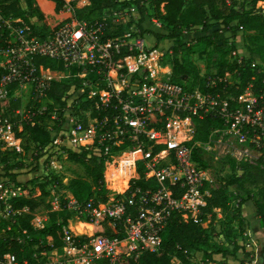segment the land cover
<instances>
[{"label":"built area","instance_id":"obj_1","mask_svg":"<svg viewBox=\"0 0 264 264\" xmlns=\"http://www.w3.org/2000/svg\"><path fill=\"white\" fill-rule=\"evenodd\" d=\"M77 1L63 0L60 12L70 13L72 18L45 37L33 34L30 25L20 18L5 17L0 7V34L5 32L0 44V101L8 98L9 84L29 86L31 103L25 110L19 107L14 110L22 122H28L33 115L48 110V105L43 103H52L46 94L50 78L44 74L50 69L36 67L33 56L40 54L61 61L66 68L79 67L76 73L79 86L75 88L72 84L63 93L61 100L66 104L61 109L70 110L74 106L71 100L77 104L76 98L82 95V100H94L97 110H110L111 117L105 116L97 123L88 118L86 126L77 119L65 134L72 139L75 148L89 145L101 152L104 159L113 147L124 143L125 147H136L141 161L140 177L149 184L144 188L135 185L121 196L105 200L90 197L79 201L70 193L64 194V207L77 221L91 224L92 233H74L68 227L70 216L62 226L60 247L33 251L31 260L23 258L21 264H139L144 251L159 248L160 231L171 214L200 222L198 214L209 194L210 179L194 161L193 151L200 143H189L195 131L194 125L193 128L190 125L192 119L213 117L224 131L261 151L264 148V88L257 95L246 87L232 104L227 99L231 95L227 89L230 81L227 71L200 74L203 81L195 80L190 86L186 85V80L180 84L154 78L144 64L152 58L145 52L140 54L143 49L136 48L133 35L123 31L114 38L102 39L101 24L88 26L74 17ZM127 12L133 14L136 9L128 7ZM112 13L113 20L124 19L122 12ZM124 47L128 51L137 49L138 54L120 55ZM236 51L232 50L231 54L236 55ZM242 57L238 55L237 61ZM80 89V94L68 101L67 98ZM52 111L48 110L50 117ZM4 121L0 124V135L15 137ZM97 126L101 130L98 131ZM180 131L184 138L176 140L174 135ZM54 143L57 144L58 139H54ZM7 144L19 151L16 143L7 141ZM156 146L159 148L154 150ZM174 190L178 195H174ZM21 193L13 184L0 182L3 204L0 218L6 217L8 212L12 215L19 212L10 208L8 199ZM59 203L60 197H54L52 208L58 209ZM104 221L110 223L115 234L100 233ZM0 264L18 263L14 253H5ZM190 264L220 263L201 259L191 260ZM244 264H255V261L248 260Z\"/></svg>","mask_w":264,"mask_h":264},{"label":"trees","instance_id":"obj_2","mask_svg":"<svg viewBox=\"0 0 264 264\" xmlns=\"http://www.w3.org/2000/svg\"><path fill=\"white\" fill-rule=\"evenodd\" d=\"M26 5H31V0H25ZM36 1V18L41 21L40 28H35L33 25L32 33L45 37L53 33L62 23L72 18L70 13H61L63 0H49L48 11H42L39 3ZM257 1L250 0L249 7L243 5L240 0H88L84 6L74 9V17L77 20L83 21L86 25L101 24V38H114L123 33L125 23L118 19L113 20L112 12L135 7L138 18L137 27L140 33H150L148 29L141 26V22L149 8L154 11V15L160 21V24L165 29L169 30L166 35L157 34V38L173 37L176 40V45L171 47V74L170 80L175 83H183L186 80V85L190 86L195 80L203 81V77L198 72L197 65L188 59L190 53L195 52L194 45L185 44L179 35L181 30L192 32L196 27L206 31L212 29V37L204 35L197 37L195 42L198 45H203L201 52H205L206 48L211 46L212 49H218L219 55L216 59L217 72L224 73L232 71V76L237 78V82L228 81V91L231 93L227 96L229 103L234 104L238 95L247 86L255 94L264 88V12L257 6ZM0 7L5 17L20 18L28 22L25 11L21 8L19 0H0ZM111 13L110 16L103 19L104 14ZM33 15L32 11H29ZM29 14V15H30ZM214 26H219L214 28ZM241 30L246 34L248 46L239 45L236 55L230 53L231 50H236V45L229 44L224 32L228 31L231 37H236V33ZM0 34V44L3 42ZM217 41H221L217 45ZM181 49L184 53L178 57ZM244 49L255 53L262 65L259 68H252L247 59L242 57L238 62V55ZM138 54L137 49L127 50L122 48L120 55ZM33 63L36 67L42 66L44 69L50 70H67L69 72V83L48 81L46 94L52 103H58L60 107L65 106L66 102L61 100V96L65 93L70 85L78 88L80 79L76 73L80 71L77 66L69 68L64 67L61 61L51 59L44 55H34ZM205 74V73H204ZM17 87L16 83H11L7 86L9 89L8 98L0 101L1 123H5V118L8 114H13L14 110L19 107V99L11 96V91ZM82 95L76 98L73 109L77 112L79 120L83 126L87 125L88 118L94 123H97L105 116L111 117V111L108 109L97 110L94 107V100L90 98L82 100ZM79 105V107H76ZM53 107V104H48V110ZM48 110L42 114H35L28 122H22L20 131L13 127L15 136L21 139V151L15 148L9 151H0V182L11 183L22 192L19 195L12 196L8 199L11 209L19 212L0 219V260L3 259L5 253H14L17 263L21 264L23 258L31 260L33 251H49L53 248L62 245L61 235L62 226L67 223V219L71 213L64 207L63 195H60V203L58 209H53L50 202L46 199L49 192L46 189L48 182H56L63 189H67L75 199L85 201L90 197L95 199L105 200L107 198V189L103 172L105 169L104 156L101 152L94 151L89 145H77L76 148L66 149L54 143V138L51 135L47 126V119L50 115ZM88 112L87 115L83 112ZM218 122L217 119L214 120ZM211 117L205 116L197 118L195 121V131L189 141L190 144L206 143L209 136ZM97 130H101L97 126ZM96 139H94L95 142ZM126 143L113 147V151L125 148ZM65 148L67 158L78 163L82 169V175H76L69 179L65 185L61 182V177L51 175L49 180L37 183L39 194H32V188L27 184L18 181L17 173L14 168L23 166L19 160L25 156L28 150L33 151V158L37 161L45 154H50L52 150ZM156 146L154 150H157ZM198 148V147H196ZM10 158H15L17 161L14 166L9 163ZM235 170H240V173L233 174L230 179L219 187H209V194L205 197V204L199 210L198 218L200 222L208 221L217 222V212L220 213L222 221L227 227L226 235L232 238V254H236L239 249H243L236 241V235L233 233V221L235 217H239V225L244 221L242 215V206L246 201L251 202L255 210L254 214L260 220V224L264 225V164H252L241 160L233 163ZM140 175L141 169L137 171ZM130 181L127 192L135 185L144 188L148 186L149 181L138 179ZM151 181V180H150ZM34 182V181H31ZM227 185H233L239 201L234 207L231 205ZM256 189V192L253 191ZM174 195H178V191L174 190ZM43 206L47 210V220L41 228H36L31 223L34 210ZM3 207L0 201V208ZM199 221L193 219L183 221L178 214H171L165 226L160 231V245L155 251H144L139 258V264H175V259H179L180 263L190 264L193 250H201L202 246L209 243V236L206 227L201 225ZM219 222V221H218ZM79 228L87 225H78ZM103 235L111 236L115 234L114 229L108 221L102 223ZM51 237V242H46L45 238ZM37 245L36 249L32 246ZM215 252H220L222 255L227 254V249L217 247L215 251L211 250L204 254L203 259H211V255ZM248 255V252L245 253ZM264 257V248L261 252Z\"/></svg>","mask_w":264,"mask_h":264},{"label":"rangeland","instance_id":"obj_3","mask_svg":"<svg viewBox=\"0 0 264 264\" xmlns=\"http://www.w3.org/2000/svg\"><path fill=\"white\" fill-rule=\"evenodd\" d=\"M249 1L250 0H240V2H242L243 5L246 7H249ZM19 2L21 8L25 11L26 15H28V25H33L37 29L40 28L41 21L36 18V11L34 10L36 9V1L31 0V5L29 6L26 5L25 0H19ZM48 3L49 0L40 1L39 6L42 11H48ZM74 4V9H78L85 5H83L80 0ZM257 6L261 8L264 12V0L257 1ZM125 10L126 8L116 10L117 15H119V12L123 13L121 16L124 19H118L124 21V23L126 24L124 27V32L129 31L131 35L136 36L135 33H140L136 25L138 13L137 11L133 14L131 12L125 13ZM29 11H32L33 15H31ZM110 14L111 13L107 12L105 17L107 18L108 16H110ZM153 19H155L157 22H160L154 15V11L149 8L146 12L142 24L147 25L148 22L150 23ZM218 27L219 26H214V28ZM157 30L162 31L163 35L169 33V30L165 28H157ZM212 30L213 28L203 31L200 30V27H196L192 32L185 31L184 29L179 32L181 40L185 44L194 45L195 52L190 53L188 55V59H191L197 65L198 72H200L201 74L205 73L204 75H209L210 73H215L217 71L218 67L216 59L218 58L220 51L218 49H212L211 45L206 48L205 52L202 53L201 49H203V45H198L195 42V39L204 35H209L210 37H212ZM224 36L226 37L229 44L232 43L233 45H236L237 50L239 49V45L243 44L245 48L248 46V40L246 38L245 33L237 32L236 37H231L229 32L226 31L224 32ZM161 41L157 42V45H155V48L158 50V52L153 51V54L149 55V52H151L149 48H144L143 51L140 50V54L145 52L147 57L151 56L150 58L152 59H150L149 61L145 60L144 64L150 67L151 72H154V76L156 75V77H159L158 79H162L164 78V76H166L165 71H167V66L171 68V47L173 45H176V40L173 37H162ZM160 43L162 44V47L159 49ZM216 43L217 45H219L221 41H217ZM183 50L181 49L178 57H180V55L184 53ZM230 53H232V50L230 51ZM239 55H242L244 59H247L252 68L257 69L260 67V65H262L258 56L255 53L248 51V49H244ZM143 67L145 68L146 66ZM227 72V79H230V81L236 83L237 78H234L232 76L233 73H231L230 71ZM44 74L48 78H50V81L54 80L57 82L65 83L70 82V74L67 70H50L44 72ZM247 88L249 89L250 87L247 86ZM79 91H81V89L75 91L72 95H70L67 98L68 101L74 97L73 95H79ZM11 95L19 99V108L21 110L27 109L29 103H31V90L29 86H18L11 91ZM71 102L75 103L72 100ZM48 104V101L43 103V105L46 106ZM51 104H53V107L49 109V111L53 110L51 112V117L46 118L48 129L51 131V135L54 139H59L58 145L63 146L66 149L73 150L76 145L74 144L72 139L67 137L65 131L69 129L73 121L79 119L78 114H76L77 112L73 109V107H71L70 110H63L58 105V103ZM76 107H78V105H76ZM2 113L3 112L0 111V124ZM83 113H85V115L88 114L87 111ZM211 119L212 122H210V127L208 128V141L206 143L200 144V146H198V148H195L193 151L194 161L202 168L207 178L210 179V182L208 184L211 187H219L221 185H224L233 174L240 173V170L234 169L233 163H237L238 161L244 160L252 164H258L260 166H263L264 148L261 151H256L255 149H253L252 146H248L240 142L235 137V135L224 131L220 124L214 121L215 119L213 117H211ZM5 120L6 122H8V126L11 130V133L15 136L13 127H16L17 130L20 131L23 125L21 118L17 117V115L13 113L8 114ZM195 121L196 119H192V124H190L192 128L194 125V130L196 125ZM174 138L176 140H182L184 138L183 132L180 131L176 133ZM87 142L90 143L91 141L88 140ZM14 143H17L19 149L21 150V140L19 144L18 141ZM4 144L5 142L0 139V151H9L13 148H10V146L4 147ZM65 148L52 150L50 154L43 155L37 161L33 158V151L30 149L25 152V156H23V158L19 160L23 163V166L19 168H14V170L19 173L18 179L21 180L22 183L27 184V186L32 188V194H39V190L36 186L37 183L49 180V177H51V175H58L59 177H61V182L66 185L71 177L83 174L82 167L78 163L72 162L67 158V152ZM246 148L247 151L245 152ZM139 159L140 155L138 153V150L136 147L133 146L125 147L117 151H111V153L106 155L104 159L105 169L103 172V177L105 181V188L107 189V198L113 196H121L126 191V189L130 185V181L133 179V177L136 176V171L140 166ZM16 161L17 160L15 158H10L9 163L11 164V166H14ZM226 187L227 191L229 192L231 205L235 207L239 201V196H237L236 191L234 190L235 187L233 185H227ZM46 189L49 192L46 199L50 202V204L54 197H60V195H66L68 193L67 189H63L56 182H48L46 185ZM253 191L256 192V189H253ZM254 212V208L251 207V213L248 216L249 221L247 227L244 221H242V224L239 225L240 216L235 217L233 221V233H235L236 235L237 243L243 248L239 249L235 254V257L239 264H244V262L248 260H254L255 264H262L263 257H261V251L264 248V226L258 225L257 217L255 214H253ZM11 215L12 214L10 212L6 213L7 218H9L8 216ZM47 218V210L43 206H40L34 210L31 223L34 227L41 228ZM217 218L219 222H202L201 225H203L207 229V233L209 236V244L206 246H202V248H200L201 250H193V257L191 259L194 260V262L203 259L205 257V253H209L211 250L215 251L217 247L227 249L228 252L232 250V238L230 235H226L227 227L222 221L219 212H217ZM70 219L72 220L70 221V225L71 222L79 223V221L76 220L77 218L74 215H71ZM81 222L84 223L83 221ZM88 226L90 228L87 230L88 232L86 233L90 234L92 233V226L91 224H88ZM95 228L93 227V230H95ZM253 228H256L255 236L252 232ZM248 231L250 234L248 233ZM249 239H251V241H249ZM45 240L46 242H51L50 237H46ZM249 246L251 247L250 250H246V247L248 248ZM36 247V244L32 246L33 249H36ZM246 251L248 252V255L245 254ZM215 254L222 255V253L220 252H215ZM214 258V261L220 264H226V262H222L219 260L221 256L215 255ZM175 261V264H184L180 263L179 259H175Z\"/></svg>","mask_w":264,"mask_h":264},{"label":"crops","instance_id":"obj_4","mask_svg":"<svg viewBox=\"0 0 264 264\" xmlns=\"http://www.w3.org/2000/svg\"><path fill=\"white\" fill-rule=\"evenodd\" d=\"M81 2H82V4L84 5V4H87L88 3V1L87 0H80ZM21 6V5H20ZM60 11H61V9H60ZM62 13V12H61ZM145 17V16H144ZM143 21H144V19H143ZM142 21V22H143ZM142 22H141V24H142ZM146 23H147V20H146ZM141 26H144L143 28L145 29V28H147L148 30H150L151 32H150V34H147V33H135L136 34V36H133V38H132V40L133 41H135L136 43V48H142V49H144V48H149L150 49V51H157L158 52V50L155 48V45H157V42H160L161 41V39H159V40H157L158 38H156L157 36V34H160V35H162L163 33H162V31H159V30H157V28H160V29H162V28H164V27H162V25L160 24V22H157L155 19H153L150 23L148 22V24L147 25H141ZM164 32V31H163ZM134 34V35H135ZM136 37V38H135ZM162 42V41H161ZM162 47V44L160 43V45H159V49ZM150 68V67H149ZM144 69V68H143ZM167 71H165V73H166V76H164V78H162V79H164V80H168V79H170V74H171V68H169L168 66H167ZM151 70V69H150ZM152 74H153V77L154 78H159V77H156V75L154 76V72H152ZM199 74H201L200 72H199ZM158 76V75H157ZM51 132V131H50ZM12 139V141H11V139ZM0 139L1 140H3V142H5V146L4 147H9L8 146V144H7V141L8 142H16V141H18V144H19V142H20V138H18V137H12L10 134H8V135H6L5 137H4V135L3 134H1L0 135ZM58 141H59V139H58ZM17 144V143H16ZM58 144V143H57ZM18 146V145H17ZM3 147V148H4ZM1 148V147H0ZM10 148H12V147H10ZM19 148V147H18ZM21 150H22V148H21ZM20 149H19V151H21ZM140 164H141V161H140ZM139 169H141V167L139 166V168H138V170ZM137 170V171H138ZM15 171V170H14ZM136 171V176L135 177H133V181H136V180H138V179H140L141 177V175L138 173ZM16 173H17V179H18V172L17 171H15ZM137 178V179H136ZM142 179V178H141ZM18 181H21V180H19L18 179ZM209 187H211V186H209L208 185V188ZM68 193H70L69 191H68ZM71 194V193H70ZM204 206V205H203ZM251 207H253V205L251 204V202H249V201H246L245 203H244V205L242 206V215H243V217H244V222L246 223V227H247V225H248V221H249V214L251 213ZM254 214V213H253ZM257 217V216H256ZM183 220V219H182ZM188 220V219H187ZM187 220H183V221H187ZM257 223H258V225H260V226H262L261 224H260V220L258 219V217H257ZM79 224H82V225H87L86 227H81V228H79ZM264 226V225H263ZM71 227L77 232V233H83V232H88L87 230L90 228L89 226H88V224L87 223H76V222H71ZM255 229L256 228H253L252 229V232H253V234H254V236L256 235L255 233H256V231H255ZM95 230H97L96 228H95ZM263 230H264V227H263ZM248 233H249V231H248ZM250 234V233H249ZM249 241H251V239H249ZM251 243V242H250ZM250 246L247 248L246 247V250H250ZM262 252V251H261ZM215 255L216 256H221V258L219 259L220 261H222V262H226V264H239V262L237 261V259H236V257H235V254H232L231 253V251H229V252H227V254L226 255H221V254H219V255H217V254H212L211 255V259L213 260V259H215L214 257H215ZM191 257H193V255L191 256ZM262 257V256H261ZM262 264H264V257H263V259H262Z\"/></svg>","mask_w":264,"mask_h":264},{"label":"bare ground","instance_id":"obj_5","mask_svg":"<svg viewBox=\"0 0 264 264\" xmlns=\"http://www.w3.org/2000/svg\"><path fill=\"white\" fill-rule=\"evenodd\" d=\"M175 136V135H174ZM70 221H72L71 219L69 220V227H70V229L72 230V231H74V232H76L72 227H71V225H70ZM79 223H81V222H79ZM92 226V225H91ZM77 233V232H76ZM86 233V232H85ZM88 234V233H87ZM91 234V233H90Z\"/></svg>","mask_w":264,"mask_h":264}]
</instances>
